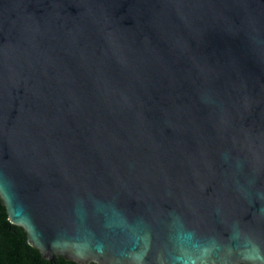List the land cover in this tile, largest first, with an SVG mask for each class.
<instances>
[{"label":"water","instance_id":"95a60500","mask_svg":"<svg viewBox=\"0 0 264 264\" xmlns=\"http://www.w3.org/2000/svg\"><path fill=\"white\" fill-rule=\"evenodd\" d=\"M0 204L45 260L264 264V0H0Z\"/></svg>","mask_w":264,"mask_h":264},{"label":"trees","instance_id":"16d2710c","mask_svg":"<svg viewBox=\"0 0 264 264\" xmlns=\"http://www.w3.org/2000/svg\"><path fill=\"white\" fill-rule=\"evenodd\" d=\"M0 264H75L61 257L50 260L42 258L39 252L26 242L25 232L19 226L10 224L0 204Z\"/></svg>","mask_w":264,"mask_h":264}]
</instances>
